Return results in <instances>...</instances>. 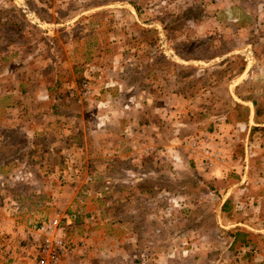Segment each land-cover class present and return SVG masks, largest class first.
I'll return each instance as SVG.
<instances>
[{
	"label": "rangeland",
	"instance_id": "obj_1",
	"mask_svg": "<svg viewBox=\"0 0 264 264\" xmlns=\"http://www.w3.org/2000/svg\"><path fill=\"white\" fill-rule=\"evenodd\" d=\"M58 213L61 264H264V0H0V264Z\"/></svg>",
	"mask_w": 264,
	"mask_h": 264
},
{
	"label": "built area",
	"instance_id": "obj_2",
	"mask_svg": "<svg viewBox=\"0 0 264 264\" xmlns=\"http://www.w3.org/2000/svg\"><path fill=\"white\" fill-rule=\"evenodd\" d=\"M76 215L55 214L51 218L32 225L23 240V261L27 264H61L72 250L69 230Z\"/></svg>",
	"mask_w": 264,
	"mask_h": 264
}]
</instances>
